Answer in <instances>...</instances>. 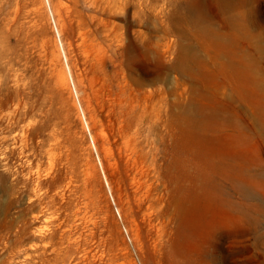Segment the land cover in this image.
Listing matches in <instances>:
<instances>
[{
    "label": "rangeland",
    "instance_id": "rangeland-1",
    "mask_svg": "<svg viewBox=\"0 0 264 264\" xmlns=\"http://www.w3.org/2000/svg\"><path fill=\"white\" fill-rule=\"evenodd\" d=\"M263 240L264 0H0V264H264Z\"/></svg>",
    "mask_w": 264,
    "mask_h": 264
},
{
    "label": "bare ground",
    "instance_id": "bare-ground-1",
    "mask_svg": "<svg viewBox=\"0 0 264 264\" xmlns=\"http://www.w3.org/2000/svg\"><path fill=\"white\" fill-rule=\"evenodd\" d=\"M188 13V15H186V16H184V19H189V12H187ZM184 38L186 39V45H184V46H181V47H179L178 48V53H179V57L180 58H184V57H188V58H191L192 56H193V53H192V51L191 50H193L196 46H194V42L193 41H196V38L194 37V35H191V33H189V32H186V34H184ZM59 81L61 82V84L64 86H66L67 84H68V80H67V76H66V74L63 72V71H61L60 73H59ZM192 124L189 122V126H191ZM197 169H198V177H197V181L199 180V182L200 181H203V180H205L206 178H205V175H203L205 172V168H204V170H203V167L201 166V165H198L197 166ZM209 178V177H208ZM247 179V178H246ZM208 180V179H207ZM241 181V180H240ZM205 182V181H204ZM207 182V181H206ZM203 183V182H202ZM194 184H197V182L196 183H194ZM205 184V183H204ZM203 184V185H204ZM207 184V183H206ZM203 185H201V186H203ZM234 185H235V182H234ZM196 186L197 185H195V188L194 189H192V191H194V192H197V193H202L201 191H198L197 190V188H196ZM199 186V185H198ZM205 186V185H204ZM214 186V185H213ZM206 187V186H205ZM237 187V186H236ZM193 188V187H192ZM206 188H208V187H206ZM191 189V188H190ZM202 188H200V190H201ZM205 189V188H204ZM203 189V190H204ZM220 190H221V188H220ZM227 190V189H226ZM230 190V189H229ZM232 190H233V188H232ZM207 191H209V190H207ZM206 191V193H208ZM218 191H219V189H218ZM217 191V192H218ZM231 191V190H230ZM235 191H236V193H237V190H236V188H235ZM245 191V190H244ZM204 192V191H203ZM215 192H216V190H215ZM216 192V193H217ZM234 192V191H233ZM233 192H232V195H233ZM240 192V191H239ZM210 193V192H209ZM211 193H212V191H211ZM221 193H222V202H223V204L224 205H226V207L227 206H229L230 208H236L238 205H237V203L235 202V201H233L232 199H230L228 196H226L227 195V193L224 191V190H222L221 191ZM231 193V192H230ZM241 193H242V191H241ZM246 193H247V191H246ZM214 194V193H213ZM194 195V194H193ZM207 195V194H206ZM218 195V194H217ZM221 195V194H220ZM242 196H244V195H242ZM253 196H255V195H253ZM189 197H191V196H189ZM233 197V196H232ZM236 197V196H235ZM247 197V196H246ZM250 198V197H249ZM247 200V199H246ZM246 200H244V201H246ZM243 203H246V202H243ZM252 203V202H251ZM250 203V204H251ZM255 203V202H254ZM238 204H240V203H238ZM248 204V203H247ZM245 205V204H244ZM246 206V205H245ZM249 206V205H248ZM224 207V206H223ZM257 208V207H256ZM239 209H242L241 207H239ZM238 209V210H239ZM245 208H243V210H244ZM255 209V208H254ZM259 209V208H258ZM249 210H251V209H249ZM233 211V210H232ZM234 211H236V210H234ZM239 211H241V210H239ZM246 211V209L244 210V212ZM262 211V210H261ZM242 212V211H241ZM244 212H243V214H244ZM247 212V211H246ZM253 212V211H252ZM257 212V211H256ZM242 214V213H241ZM251 214V213H250ZM249 214V215H250ZM257 214V213H256ZM244 216H245V214H244ZM249 217H251V218H253L252 216H249ZM257 222V221H256ZM252 223V222H251ZM258 223V222H257ZM260 223V222H259ZM258 226V225H257ZM259 237H260V235H259ZM264 241V240H263ZM218 250L217 251H215V253L217 254V258H216V256H215V258H213V263L214 264H218Z\"/></svg>",
    "mask_w": 264,
    "mask_h": 264
}]
</instances>
